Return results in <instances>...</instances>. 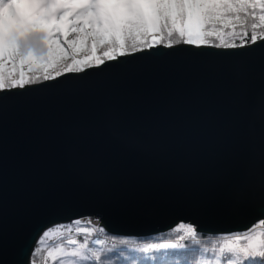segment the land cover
<instances>
[{
    "label": "snow or ice",
    "instance_id": "1",
    "mask_svg": "<svg viewBox=\"0 0 264 264\" xmlns=\"http://www.w3.org/2000/svg\"><path fill=\"white\" fill-rule=\"evenodd\" d=\"M163 216L193 222L158 242L104 226ZM192 258L264 264V0H0V264Z\"/></svg>",
    "mask_w": 264,
    "mask_h": 264
},
{
    "label": "water",
    "instance_id": "2",
    "mask_svg": "<svg viewBox=\"0 0 264 264\" xmlns=\"http://www.w3.org/2000/svg\"><path fill=\"white\" fill-rule=\"evenodd\" d=\"M259 43V41H258ZM177 48L183 47L187 49L190 52H202V51H208V52H229V51H241V49H219V48H196L194 46L189 45H180L176 46ZM150 51H161V52H171L174 51V49H168L164 48L163 46H158L156 49L150 50ZM137 55H141V53H137ZM121 59H127L125 57H121ZM109 63H117V62H109ZM103 67V66H101ZM88 72H92V69L86 70ZM68 77H81L84 74L83 73H70L67 74ZM59 79H64L59 78ZM90 79H100L98 77H90ZM52 81L44 82V84H51ZM40 85H34V86H28V88H39ZM26 89H16L14 91L24 92ZM73 215H94L93 210L88 206H79L74 210ZM71 216H62V217H56L52 220V225L56 223H60L62 221H66L71 219ZM181 219H184L185 222H193L191 217H178V216H163L160 217L152 222H149L148 224L139 226V227H128L126 225L120 224L119 221L116 220H110L104 224V226L107 229V234L109 235H116L117 238H124L128 237L130 239H147L151 238L157 235H162L165 233H168L171 231L172 227L175 223L180 222ZM256 214H246L242 217H240L238 220L234 222V224L230 225L227 228L218 229V230H212L211 226L209 225H203L202 228H198V233L203 235H209V236H222L221 233L224 231L228 232H235V231H243L245 228L250 226V222H255ZM50 225V226H52Z\"/></svg>",
    "mask_w": 264,
    "mask_h": 264
},
{
    "label": "trees",
    "instance_id": "3",
    "mask_svg": "<svg viewBox=\"0 0 264 264\" xmlns=\"http://www.w3.org/2000/svg\"><path fill=\"white\" fill-rule=\"evenodd\" d=\"M181 45H183V44H181ZM177 46H180V45H177ZM219 49H222V48H219ZM45 82H48V81H45ZM34 85H37V84H34ZM34 85H29V86H34ZM170 234H171V231L168 232V233L162 234V235H157V236L151 237V238H147V239H135V240L138 241V242H158L161 239L168 238L170 236ZM198 235L200 236L201 240L204 243H207L209 245H211L213 242H219L223 238L222 236H215L214 237V236L203 235V234H199V233H198ZM118 239H121V238H118ZM184 243L188 244L190 242L189 241H184ZM121 250H124V249H121ZM126 258L127 257H125V256H120L119 255V251H116L114 255H110L109 257H106V259H112L113 261H115L117 259L123 261ZM176 259L179 260L180 257H177ZM192 259H193V264H195L194 258H192Z\"/></svg>",
    "mask_w": 264,
    "mask_h": 264
},
{
    "label": "built area",
    "instance_id": "4",
    "mask_svg": "<svg viewBox=\"0 0 264 264\" xmlns=\"http://www.w3.org/2000/svg\"><path fill=\"white\" fill-rule=\"evenodd\" d=\"M93 223H95V220H93ZM80 236V235H79ZM77 238L79 239L80 237L77 236Z\"/></svg>",
    "mask_w": 264,
    "mask_h": 264
}]
</instances>
